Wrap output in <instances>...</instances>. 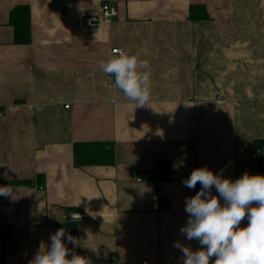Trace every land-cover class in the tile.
Returning a JSON list of instances; mask_svg holds the SVG:
<instances>
[{
	"label": "crops",
	"instance_id": "1",
	"mask_svg": "<svg viewBox=\"0 0 264 264\" xmlns=\"http://www.w3.org/2000/svg\"><path fill=\"white\" fill-rule=\"evenodd\" d=\"M105 2L118 16L85 29ZM20 4L29 44L14 42ZM192 5L210 18L192 20ZM116 47L148 61L150 106L103 73ZM93 141L115 144L114 165L74 164V144ZM200 167L264 175V0H0V186L16 190L0 196L4 264H29L63 225L91 264H182L176 241L201 247L180 231L197 192L182 181Z\"/></svg>",
	"mask_w": 264,
	"mask_h": 264
},
{
	"label": "clouds",
	"instance_id": "2",
	"mask_svg": "<svg viewBox=\"0 0 264 264\" xmlns=\"http://www.w3.org/2000/svg\"><path fill=\"white\" fill-rule=\"evenodd\" d=\"M141 55L121 49L101 63L103 73L114 76L115 86L137 107L151 103L150 65ZM182 183L189 189L201 186L185 198L188 220L180 229L188 241L196 240L201 247L193 250L176 241L173 246L183 254L182 264H210L213 257L214 264H264V175L245 172L233 181L200 167ZM15 192L10 185L0 186V196L12 197ZM245 218L248 224L241 227ZM50 241L41 245L29 264H91L89 258L70 253L68 244L81 245L64 228L52 233Z\"/></svg>",
	"mask_w": 264,
	"mask_h": 264
},
{
	"label": "trees",
	"instance_id": "3",
	"mask_svg": "<svg viewBox=\"0 0 264 264\" xmlns=\"http://www.w3.org/2000/svg\"><path fill=\"white\" fill-rule=\"evenodd\" d=\"M190 18L194 21L210 18L206 7L192 5ZM10 23L14 27V42L16 44H29L32 41L31 11L27 4L15 6L10 13ZM116 163V147L114 143L106 141L77 142L74 144V164L78 167L89 165H114ZM163 165V164H162ZM27 184V182H12V184ZM30 182H28L29 184ZM197 184V192L200 190ZM158 207L166 209L169 200L158 192ZM62 227V226H61ZM64 229L76 231V227L63 225ZM12 230L9 226H0V264L5 263V244L11 238Z\"/></svg>",
	"mask_w": 264,
	"mask_h": 264
},
{
	"label": "built area",
	"instance_id": "4",
	"mask_svg": "<svg viewBox=\"0 0 264 264\" xmlns=\"http://www.w3.org/2000/svg\"><path fill=\"white\" fill-rule=\"evenodd\" d=\"M119 10L118 7L112 5L110 2H105L101 8L100 15H86L83 17V26L85 29L91 30L96 29L103 23H111L113 22L114 18L118 16ZM128 50L124 47H116L113 48L111 53L114 54L118 50ZM66 108H69L70 105H66ZM258 154H260V151H258ZM133 177L136 178L138 181H140V178H137V173H133ZM70 218L72 220H81L83 218L82 213H71Z\"/></svg>",
	"mask_w": 264,
	"mask_h": 264
}]
</instances>
